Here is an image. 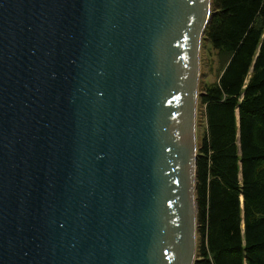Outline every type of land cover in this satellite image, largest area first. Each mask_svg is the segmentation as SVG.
Masks as SVG:
<instances>
[{
	"label": "water",
	"instance_id": "95a60500",
	"mask_svg": "<svg viewBox=\"0 0 264 264\" xmlns=\"http://www.w3.org/2000/svg\"><path fill=\"white\" fill-rule=\"evenodd\" d=\"M213 0H0V264H196Z\"/></svg>",
	"mask_w": 264,
	"mask_h": 264
},
{
	"label": "trees",
	"instance_id": "16d2710c",
	"mask_svg": "<svg viewBox=\"0 0 264 264\" xmlns=\"http://www.w3.org/2000/svg\"><path fill=\"white\" fill-rule=\"evenodd\" d=\"M204 40L220 73L199 100L196 264H264V0H213Z\"/></svg>",
	"mask_w": 264,
	"mask_h": 264
},
{
	"label": "rangeland",
	"instance_id": "374dc122",
	"mask_svg": "<svg viewBox=\"0 0 264 264\" xmlns=\"http://www.w3.org/2000/svg\"><path fill=\"white\" fill-rule=\"evenodd\" d=\"M204 38L202 41V48H201V76L199 82L200 94L205 84L215 82L220 73V67H219L216 51L212 48L209 42H206L204 40ZM199 103L200 102H198V114H197L198 143L199 141H201L202 135L204 134L207 128V123L203 115V109Z\"/></svg>",
	"mask_w": 264,
	"mask_h": 264
}]
</instances>
